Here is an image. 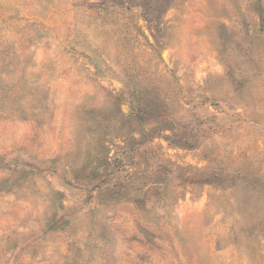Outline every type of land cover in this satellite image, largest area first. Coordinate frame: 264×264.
<instances>
[{
  "label": "rangeland",
  "instance_id": "obj_1",
  "mask_svg": "<svg viewBox=\"0 0 264 264\" xmlns=\"http://www.w3.org/2000/svg\"><path fill=\"white\" fill-rule=\"evenodd\" d=\"M0 264H264V0H0Z\"/></svg>",
  "mask_w": 264,
  "mask_h": 264
}]
</instances>
